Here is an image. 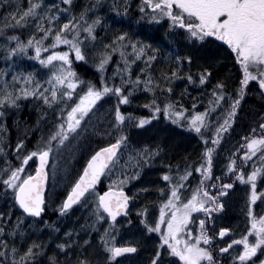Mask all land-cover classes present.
Listing matches in <instances>:
<instances>
[{
  "label": "snow or ice",
  "instance_id": "1",
  "mask_svg": "<svg viewBox=\"0 0 264 264\" xmlns=\"http://www.w3.org/2000/svg\"><path fill=\"white\" fill-rule=\"evenodd\" d=\"M6 2L7 0H0V3ZM60 3L71 5L72 0H60ZM127 8V0H124V15L127 14ZM145 9H148L147 13ZM62 11L67 12L68 9H61L58 5L46 6L43 0L36 2L28 0L27 8L17 6L14 11L5 15L3 21H0V34H4L9 30L25 27L29 20H36V32L41 33L39 39L36 38L35 33L26 41L17 35H5L3 37L5 43L0 44V48H3L5 58L8 60L18 55H27L28 51L32 50L34 56L31 58L39 61L40 65L48 67L50 72L44 82L47 87L35 81L29 73L22 78L13 75V84L5 83L4 88L0 89V133L6 135L2 123L5 116L3 109L18 107L17 101L21 97L38 98L54 113L52 127L47 137H41L35 150L20 155L25 151V146L23 139L18 140L13 150L16 153V164L7 160L6 148L10 145H7L0 136V154L5 157L4 166L0 167V198L10 197L13 207L18 206L30 217H41L46 207L44 191L49 177L50 159L54 160L74 141L76 142L74 146H78L81 139L89 133L93 136L109 137L113 142L90 154L82 172L72 183L71 190L58 206V211L64 214L74 204L80 202L86 193L95 194L96 220H105L106 214L109 224L99 237L105 259L96 260L95 264H113L117 257L137 252V248L131 243L117 246L113 235L117 217L122 215L127 217L129 212L130 197L124 192L123 187L130 179H136L141 167L160 155L162 149L158 145L155 148L145 145L140 149H133L135 156L129 155L128 161L123 166L125 169L122 172L123 179L117 178L103 194L95 193V185L106 168L118 164V151L122 146H128V137L124 134L123 128L125 122L143 128L163 115L165 120L173 124L183 126L182 122L186 123L190 130L200 136L204 151L196 165L185 164L183 174H180L179 164L175 166V177L169 175L173 166H166L168 171L162 175V180L166 182L165 188L157 189L159 215L154 217L151 223L148 222L146 208L137 213L140 224L148 233L159 234V243L154 245L152 255L148 257V264H165V256L177 258L176 264H256V260H259V264H264V259L257 256L258 251L260 256H264V215H254L251 207L257 199L264 202V190L257 192V179L264 178V123L257 125L259 132L252 128L249 135L242 138L244 144L236 150L242 151L241 166H237L236 153L233 152L223 171V178L250 186L246 230L239 239L225 240L223 238L228 236L231 229L220 227L217 230L213 215L224 208L223 199L233 188V183L220 182L222 176H213V156L220 144L222 134L231 127L250 82H255L256 91L264 97V0H141L139 6L141 19L147 17L153 23L166 20L169 35H176V30H180L186 42V54L170 52L168 58L175 67L168 72L161 71L156 77L152 73V62L157 59L159 50L151 44L133 40L127 31H120L110 44L103 45L105 51L98 54V62L94 64L100 73L97 83L82 80L73 69V60L86 61L87 52L81 47L83 43L80 39L81 33L94 41L96 39L94 29L101 24V19L96 17L88 23L85 20V13L82 12L78 18L72 16L59 28H54L53 21L59 20V13ZM113 11L117 16L121 15L115 5ZM82 21L87 25L86 27L82 25ZM44 22H47V27L44 26ZM49 38L51 43L45 47L44 41ZM165 40L169 46H172L173 41L168 40L167 37ZM216 42L226 46L229 56L238 66L240 76L237 87L233 90L235 98L233 94H227L226 85L218 81L211 91L212 99L209 104L212 107L186 117L187 110L178 102H172L166 95L172 93V88L162 86L161 82L163 85H171L179 78L178 73L184 66L190 67L199 58L200 49ZM60 45L67 46V50H57ZM125 48L131 49L133 59L129 61L121 51L123 67L118 65L113 70L112 76L106 78L104 73L111 60L109 51L115 52ZM42 53H45L43 58ZM139 59H143L144 67L139 69L133 79L131 66ZM199 68L196 78L199 85L203 86L209 81L212 72L209 67L203 65H199ZM20 79L25 86L17 90L15 81ZM116 79H119V84L115 83ZM184 79L189 84L196 83L191 73L185 74ZM141 88L153 97L142 105L149 110V115L134 117L131 113H123L121 106L131 104L134 93ZM157 91L164 96L159 103H157ZM226 95L230 101L229 109L223 115L222 122H220L221 118H218L217 122L213 123L210 120L211 112L216 110ZM105 97L109 99L114 97L115 101L106 109L111 115V120L108 122H102L96 115L100 108L98 102L103 103ZM261 119L264 120V116ZM210 128H214V132L206 135V130ZM257 154L261 161L260 166L253 163L252 170L245 172L242 165L251 161ZM33 158H38L39 163L34 170L29 171L26 165ZM129 164L135 170L132 176L126 171ZM54 171L53 166V173ZM193 172L200 174L198 185L191 190L190 195H183L186 191L185 181ZM194 213L197 216L194 217ZM200 214H203V218H198ZM10 217L11 212H0V264H41V259L44 257L46 264H93V259L82 258L83 252L77 251V248L90 247L88 240L78 244L72 241V233L66 232L65 237L70 243L56 246L66 258L61 261L56 256H49L44 250V244L36 241L26 243L25 233L20 231L19 218L11 228L6 229ZM44 224L47 225V221ZM17 235L20 237L19 246L16 243L9 246L6 237L14 239ZM250 237L253 239L250 240ZM217 238H221L223 247H213ZM234 246L240 250L230 252Z\"/></svg>",
  "mask_w": 264,
  "mask_h": 264
},
{
  "label": "trees",
  "instance_id": "2",
  "mask_svg": "<svg viewBox=\"0 0 264 264\" xmlns=\"http://www.w3.org/2000/svg\"><path fill=\"white\" fill-rule=\"evenodd\" d=\"M23 2L24 6L27 8L28 0H23ZM72 2L73 4L71 5L73 9H75L82 3V0H72ZM127 4V14L124 15V0H116V5L119 10H121L122 14L117 16L116 13H113L109 22H105V25L102 26V29L97 33V35L102 36L106 34V36L100 44L110 43L113 37L120 31H127L132 39L143 41L146 44H151L154 48L159 50L157 59L152 62L153 75L158 77L161 71L168 72L169 69L175 67V64L168 58V54L170 52H177L180 55H184L187 52L186 42L183 40L180 30H176V35H169L168 22L166 20H161L159 23H153L150 22L147 17L141 19L142 14L139 11L141 0H127ZM12 6L15 8L17 7L15 0H7L6 3H0V19L2 18L4 9H13ZM147 12L148 9H145V13ZM11 31L12 30H9L7 33L13 34ZM109 32H111L110 36ZM165 37H167L168 40L173 41L172 46H169ZM91 49V47L87 48L88 51H91ZM150 54L151 53H149V55ZM198 57L199 58L195 60L190 67L184 66L182 68V70L178 73L179 78L174 80L171 85H163V82H161L162 86H170L172 88V93L168 95L173 96L175 98V102H178L184 109L187 110L185 113L186 117L189 116L190 113L203 112L205 108L212 107L209 104V101L212 99L211 91L213 89V85H215L218 81H222L226 85L227 94H233V90L237 87V81L240 76L238 66L235 64L234 59L229 56L226 46H221L220 42L207 44L204 48L199 50ZM94 64V60L87 54L86 61L73 60V69L82 80H90L93 83H97L99 81L100 73L95 68ZM118 64L119 62L117 59L113 57L104 73L106 78L112 76L113 70L116 66H118ZM199 65L209 67L212 72V76L209 81H206V84L203 86L199 85L196 78V73L200 70ZM141 67H144L143 60H139L134 64L133 72L137 74ZM187 73H191L193 75V79L196 80V83L189 84L187 80L184 79V76ZM115 83L118 84V82ZM252 91V85L249 84L245 96L241 99V106L245 103V100L252 93ZM143 93L144 90L135 92L131 98V104L122 105L121 111L125 114L131 113L136 117L148 116L149 110L142 107V105L148 103L149 99L147 95H143ZM225 98L228 101L227 95ZM233 98H235L234 94ZM106 100L110 99L105 97L103 98V103L98 102V104H100V108L96 114L97 118L101 119L100 114L105 108L104 101ZM198 103H202L200 108ZM193 105H195V109H193ZM198 109L200 111H198ZM5 112L7 113L5 118L7 121V135L5 143L10 145V147L6 148L8 154L12 155L10 152L15 148L17 141L20 139L24 140L25 146V151L20 153V155H24L27 154V151L35 150L37 146V143L34 144L35 138L41 139L42 136L45 138L47 137L50 129L46 128L43 131H40V129L44 125V120L49 117L48 115L53 114V111L51 110V112L48 111L47 113L41 100H21L18 107H14ZM159 118L160 121H158L154 130L151 128H138L135 125H132L126 134L128 139L134 140L136 145H140L139 147L150 144L153 146H164L165 155L169 157L168 160L172 158L191 160L193 163L198 162L204 150V144L200 136L190 130L186 123L182 122V126L181 124H173L171 121L165 120L163 115H160ZM109 120H111V115L106 113L102 122H108ZM31 124L35 125L32 131L29 130ZM49 127H52V124ZM33 132L35 133L32 134ZM113 135H117V133H113ZM110 142H113V140L109 137L93 136L89 133L86 137L81 139L74 154H66L60 158V170L58 171V174L55 175L49 173L48 187L45 196L46 207L44 213L39 218H33L25 214L27 216L25 232L28 243L36 241L37 243L44 244V250L49 256H56L63 261L66 258L57 250L56 246L62 243H70V241L65 237V233L71 232L72 241L82 244L83 236H87V240L90 242V247L84 246L83 249L77 248V251L83 252L82 258L87 257L93 259V264H95L96 260H103L101 255L102 250L100 245L97 243L100 237V230L95 229L90 234L87 233L88 226L92 220L91 214L87 210H83L82 206H74L67 210L64 214H61L58 211V206L66 198L67 192L71 190L72 183H74L75 179H77L79 174L82 172L90 154ZM139 147L137 146L136 149H140ZM3 157L4 155L0 154V159ZM13 159L16 161L15 157H13ZM152 166L153 164L149 163L146 166V170H141L135 180L137 187L142 190L140 193H143V203L145 204H147L148 199H154L158 195L157 189L159 188L157 187L156 179H158L159 176L154 174ZM162 171L164 172L165 170ZM52 176L55 177V180ZM97 188H99L101 192L107 189L105 177L100 186ZM145 189L146 191H143ZM127 190L129 194L132 195V210L133 203L137 199V196L134 195L131 188L128 187ZM9 198L10 197L0 198V203L5 199L9 200ZM14 209L18 214L22 213L18 206H15ZM131 210L127 217H123L116 221V226L118 223L120 224L123 221L129 222V220L131 221L129 224H140L139 219L131 214ZM20 215H23V213ZM45 221H47V225L44 224ZM82 232H84L83 235H81ZM114 233L116 235L115 240L117 244L120 245L126 241V238H124L121 230V234H119L118 229H116ZM6 239L9 246L15 243L9 238ZM217 244L220 245L222 242L218 239ZM17 246L19 245L17 244ZM136 246L138 247V252L139 246ZM134 254H129L121 258ZM41 264H46V257L41 259Z\"/></svg>",
  "mask_w": 264,
  "mask_h": 264
},
{
  "label": "rangeland",
  "instance_id": "3",
  "mask_svg": "<svg viewBox=\"0 0 264 264\" xmlns=\"http://www.w3.org/2000/svg\"><path fill=\"white\" fill-rule=\"evenodd\" d=\"M16 5L19 6L20 8H26L24 6L23 0H15ZM33 2H36V0H33ZM44 5L46 6H51V5H58L61 9L67 8V12H60L59 13V20L58 21H53V27L54 28H59L63 23H65L70 17L76 16L77 18L80 16V14L83 12L85 13V20H87L88 23H91L92 20L96 17H99L101 19V24L97 25L96 28L94 29V35L96 39L93 41L90 38H86L83 32L81 33L80 39L83 41L81 44L82 49H84L87 54L94 60L95 63L98 62L99 56L98 54L101 52H104L105 49L103 45L110 44V43H103L100 44L102 40H104L105 35L98 36L97 33L102 29V26L105 25V22H109L111 19L112 14L115 12L113 11V6L115 5L117 7V10H119L118 6L116 5V0H99V3H97V0H82V3L79 4L75 9H73L72 5H65L60 3V0H43ZM73 4V2H72ZM13 9H4L2 18L0 21H3L5 15L7 13H10L15 10V7L12 6ZM43 11V9H41ZM53 12H55V9H53ZM122 14V13H121ZM84 27L87 25L81 22ZM36 20L32 19L29 20L27 25L25 27L21 28H16L15 30H12L11 32L13 34H0V44H4V36H10V35H17L19 36L22 40H27V38L33 33H35L36 38L39 39L41 36V33L36 32ZM44 26L47 27L48 24L47 22H44ZM111 35V32H109V36ZM101 37V38H100ZM134 40V39H133ZM49 43H51V39L49 38L48 40L44 41V46L46 47ZM14 46V44H13ZM91 47V51H88L87 48ZM57 50L59 51H64L67 50V46L65 45H60L58 46ZM123 51L125 54V58L131 61L133 59L132 57V52L130 48H125V49H119L115 52L109 51V54L111 55V60L113 57L117 59L119 62V67H123V60L121 59L120 52ZM45 53H42L41 56H43ZM34 56V52L32 50H29L27 55H18L13 57L11 60H8L5 58V54L3 51V48H0V89L4 88L5 83L12 85L13 84V75H16L18 77H23L25 75H28L29 73L32 74L33 78L35 81L41 82V84L44 87H47L48 85L45 84L44 82L47 80L48 76L50 75L49 69L46 66L40 65L39 61L31 58ZM143 60V59H139ZM139 60H136L138 62ZM28 61V62H27ZM109 61V62H110ZM134 63V64H135ZM131 66V71H132V78L135 79L136 73L133 72V66ZM109 66H106V68ZM117 68V66L115 67ZM114 68V69H115ZM113 74V73H112ZM115 82L120 83L119 79H116ZM252 85L253 91L252 93L247 97L245 100V103L239 105L236 111V115L233 118V122L231 127L228 128V131L222 134V138L220 141V144L217 146L216 151L213 156V176H222V180L220 182L223 183H233V188L228 191V195L223 199L224 203V208L218 212L214 213V223L217 228V230L220 227H228L231 229V232L228 234L226 238H223L225 240H230V239H239L240 235L246 230V225L248 224L247 220V202H248V195L250 192V186L247 184H241L239 181H233V179L229 178H223V171L224 167L228 163V159L231 156L233 152L236 153V163L237 166H241V160L240 157L242 156V151L237 152L236 150L240 148L242 144H244V140L242 139L244 136L249 135L252 128H255L257 132H259V128L257 125L259 123H264V120L261 119L262 116H264V97H261L258 92L256 91V84L255 82H250ZM23 85L22 79L15 81V88L18 90L20 89ZM143 89L141 88L139 91H142ZM147 95L149 101L153 98L150 93H147L144 91L143 95ZM168 95V94H166ZM157 103L160 102L161 99L164 98L158 91H157ZM168 98L172 101L175 102V98L171 95H168ZM32 100L36 99L39 100L38 98H33V97H21L20 100L17 101V104L20 103L21 100ZM115 102L114 97L110 100L104 101L105 108L103 109L102 113L100 114L101 120H104V115L107 113L106 109H108L111 105V103ZM229 103L230 101L225 98L224 100L220 101V105L216 107V110L213 111L210 115V120L213 123L217 122L218 118H221L220 122H222V117L226 113V111L229 109ZM202 103H198L199 108ZM45 105L43 104V107ZM14 107L6 108L3 109V111H8L11 110ZM16 108V107H15ZM45 111H50L47 106H45ZM198 111H200L198 109ZM53 113V112H52ZM105 113V114H104ZM6 112L5 116L2 120V123L6 129V135H7V121H6ZM54 114V113H53ZM53 114L48 115L49 117L44 120V125L41 127L40 131H43L44 129H51V124L53 123ZM190 114H195L190 113ZM189 114V115H190ZM136 117V116H134ZM141 117V116H140ZM146 117V116H144ZM34 119V117H33ZM160 121V118L158 117L157 119L153 120L149 125H145L143 129L151 128L155 129L156 124ZM36 122V121H35ZM132 125H135L134 123H129L125 122L123 125L124 128V134L126 135L129 129L131 128ZM35 125L30 126L29 130L32 131ZM214 128H210L206 130V135L210 134L211 132H214ZM33 132L32 134H34ZM6 135H3L0 133V136H2L3 140L5 141ZM34 137V136H32ZM35 138V137H34ZM40 139L35 138V143H38ZM18 142V141H17ZM76 142L74 141L73 143L69 144L66 148H64L58 156H56L53 159H50V164L48 167L49 173L51 174H58V171L60 170V158L66 154H74L76 152L77 146ZM139 147L140 145H136L135 141L132 139H128V146L121 148L119 152V162L118 164L113 167L111 166V170H108L107 174L105 175V183L108 188L110 184L113 183V181L119 179H123L122 172L125 171L124 165L126 161H128L129 155L135 156V152L133 149H136V147ZM145 146V145H144ZM150 148H155L157 146H153L152 144L147 145ZM211 146V145H209ZM143 146L139 147L142 148ZM160 149L162 151L160 152V155L156 156L153 158V160L150 162L153 164L152 166V171H154V174L158 175L159 178L156 179L157 181V187L160 188H165L166 182L162 180V175L168 171L167 165H172L173 170L172 172L169 173V175H172L175 177L176 175V169L175 166L177 164L180 165V174H183L184 171V166L185 164H192L196 165V163L192 162L191 160H181V159H172L168 156L165 155V147L162 145H159ZM14 150V149H13ZM11 150V154H8L7 151V160L11 161L13 164H16L17 162L13 159V157L16 156V153ZM204 151V150H203ZM203 153V152H202ZM4 159H0V167L4 166ZM37 160L38 158H33V160H30L28 165H26V168L29 171H32L35 169L37 166ZM253 163H255L257 166H260L261 161L259 159V154L257 156L253 157L251 161H248L242 167L244 168L245 172H249L252 170ZM166 164V165H165ZM148 165V164H147ZM143 165L140 169L141 170H146V166ZM53 166L55 168V171L53 173ZM162 170H165L164 172ZM127 174L129 176H132L135 174V170L131 167L129 164L128 168L126 169ZM162 171V172H161ZM148 172V171H147ZM140 173V172H139ZM231 175V174H229ZM53 177V176H52ZM55 180V177H53ZM200 179V174L197 172H193L192 175L188 178L187 181H185L186 185V191L184 192L183 195H190L191 190L194 189L199 182ZM136 179H130L123 187V189H127L128 187L131 188V190L134 192V195L137 196V199L133 203V208L131 210V214H133L136 218H138L137 213L142 210V209H147V219L148 222L151 223L152 219L156 216L159 215V204H158V199L159 195H157L156 198H151L148 199L147 204L143 203V193L141 194L142 190L137 187L135 183ZM216 182V181H212ZM173 183H175V179H173ZM262 190H264V178L258 177L257 179V192L260 193ZM95 193L96 194H101V191L99 188H95ZM213 195L215 194V191L213 190ZM132 196V195H131ZM0 212H11V217L8 225L6 226V229L11 228L17 221V218L20 219L21 221V228L20 231H23L26 236L25 232V227L27 223V216L23 213V215L18 214L14 207L12 206L11 198L9 200H3L0 203ZM76 207H81L83 210H87L91 216L92 220L90 221L91 223L88 226L87 233L90 234L93 232L95 229L100 230V235L104 233V229L109 227V224L107 223V217L105 214V220L103 221H97L96 216H95V206H96V196L95 194H87L86 197L84 198L83 201L75 205ZM252 211L254 215H264V202L261 201V199H257V201L251 205ZM193 216H197V214H193ZM198 218H203V214H200ZM116 229H118L119 234L120 230L123 233L124 238H126V241H124L123 244L120 245H125V244H136L139 246V251L131 256H127L124 258L116 259L113 264H148V257L152 255L153 252V247L155 244L159 243V234L158 233H148L142 224H129L128 221H123L122 223H118L116 226ZM195 232V229H193ZM84 232H82L81 235H83ZM113 235L116 237L115 233L113 232ZM11 240H13L15 243L19 245L20 237L17 235L14 239L12 237H6ZM18 238V239H17ZM220 241L221 239L218 238ZM253 238L250 237V240ZM87 240V236H83V241ZM26 243H28L27 236H26ZM100 245V248L102 250V246L100 244V241L98 240L97 242ZM117 244V243H116ZM119 245V244H117ZM218 245V244H217ZM224 243L218 245V247H223ZM240 249H237L235 246L230 252H235L239 251ZM101 255L103 260L105 259V256L102 254ZM257 256L260 257V259H264V256H260V252H257ZM219 259H224V257H218ZM255 259V258H254ZM102 260V261H103ZM177 258L175 257H168L165 256V264H176ZM256 264H259V260H256Z\"/></svg>",
  "mask_w": 264,
  "mask_h": 264
},
{
  "label": "water",
  "instance_id": "4",
  "mask_svg": "<svg viewBox=\"0 0 264 264\" xmlns=\"http://www.w3.org/2000/svg\"><path fill=\"white\" fill-rule=\"evenodd\" d=\"M106 146V145H105ZM104 147V146H103ZM98 150V149H97ZM121 150V149H120ZM120 150L118 151V155H119V152H120ZM39 163V161L37 160V164ZM50 164V163H49ZM49 167V166H48ZM111 168V165L109 166V168H106L105 169V171H104V173H102L101 174V176H100V179L98 180V182H97V184L95 185V188H97L98 186H100V184L102 183V181H103V179H104V177H105V175L107 174V172H108V170ZM48 181H49V177H48V180H47V182H46V185H45V191H44V196H46V191H47V187H48ZM108 189V188H107ZM107 189H105L104 191H102L101 192V194H103V192H105V191H107ZM124 190V192L130 197V203H129V212H128V215H129V213H130V210H131V206H132V197H131V195L129 194V192H128V190L127 189H123ZM86 195H87V193H86ZM86 195H85V197H86ZM85 197H82L81 198V201L85 198ZM80 201V202H81ZM80 202H78V203H80ZM78 203H76V204H74L72 207H74L75 205H77ZM71 207V208H72ZM43 214V213H42ZM27 215V214H26ZM42 216V215H41ZM124 216L122 215V216H120V217H117V221L119 220V219H121V218H123ZM221 239V238H220ZM126 245V244H125ZM133 246H135L136 248H137V250H138V247L135 245V244H132ZM117 246H120V245H117ZM136 253V252H135ZM129 254H134V253H129ZM129 254H124L123 256H126V255H129ZM123 256H121V257H123ZM121 257H117V258H121Z\"/></svg>",
  "mask_w": 264,
  "mask_h": 264
},
{
  "label": "flooded vegetation",
  "instance_id": "5",
  "mask_svg": "<svg viewBox=\"0 0 264 264\" xmlns=\"http://www.w3.org/2000/svg\"><path fill=\"white\" fill-rule=\"evenodd\" d=\"M216 229H217V228H216ZM209 231H210V233H211V231H212L211 228L209 229ZM217 240H218V238H217ZM213 247H214V248H215V247H218V245H217V241H216V243L213 244Z\"/></svg>",
  "mask_w": 264,
  "mask_h": 264
}]
</instances>
